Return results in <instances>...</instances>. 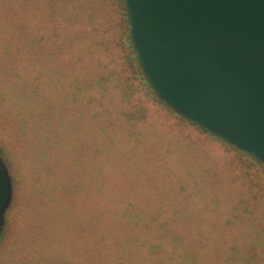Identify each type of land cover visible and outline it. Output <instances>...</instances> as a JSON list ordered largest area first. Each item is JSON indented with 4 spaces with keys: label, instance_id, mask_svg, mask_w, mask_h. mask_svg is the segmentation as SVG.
<instances>
[{
    "label": "rangeland",
    "instance_id": "obj_1",
    "mask_svg": "<svg viewBox=\"0 0 264 264\" xmlns=\"http://www.w3.org/2000/svg\"><path fill=\"white\" fill-rule=\"evenodd\" d=\"M0 20V89L22 93L0 105V264H108L125 219L149 252L121 264H264V166L157 98L123 0H0Z\"/></svg>",
    "mask_w": 264,
    "mask_h": 264
},
{
    "label": "water",
    "instance_id": "obj_2",
    "mask_svg": "<svg viewBox=\"0 0 264 264\" xmlns=\"http://www.w3.org/2000/svg\"><path fill=\"white\" fill-rule=\"evenodd\" d=\"M154 94L264 166V0H123ZM12 184L0 158V231Z\"/></svg>",
    "mask_w": 264,
    "mask_h": 264
},
{
    "label": "trees",
    "instance_id": "obj_3",
    "mask_svg": "<svg viewBox=\"0 0 264 264\" xmlns=\"http://www.w3.org/2000/svg\"><path fill=\"white\" fill-rule=\"evenodd\" d=\"M0 22H2V21L0 20ZM3 32H4V30L1 29V25H0V35ZM4 43H5L4 39H1V37H0V62H1V64H2V61L4 58V53H5ZM11 89L12 88L0 89V105L2 104V101H6L8 103V106H9V107H7L6 112H8V109L11 108V106L16 102V100H18V98L22 94L20 91H18L19 90L18 88H15L13 90H11ZM29 94L32 97L33 103L31 101H26L27 103H25V106L32 107V108H37V107L41 106L43 109H46L48 107L47 105L43 104V103H45V100L41 103L40 100H38V98H36V95H32V93H30V92H29ZM3 117L4 116H2L0 118L2 119ZM203 131H206V130H203ZM230 147L237 152H240L242 154H246V153L234 148L233 146H230ZM59 188L62 191L66 190V187L63 184H60ZM73 192L75 193V190H73ZM113 213L116 215V217H118L115 212H113ZM126 216L128 218H130L131 213L127 212ZM85 219H86L85 221L90 220V218H87V217ZM125 221L127 224H131V225H125V227L121 230L120 234H118L117 230L113 229V228H104L102 230L101 238H103V242L105 243L107 240L110 241L109 243H106L104 246V254L107 253L108 255H112V258L110 259V262H108V264H113L114 262L116 264H121L120 260L124 261V263H127V260L130 257V251L126 248V246L127 245L134 246L136 242L139 244H146V251L145 252L146 253L149 252V250L147 249V241H148V238H146L147 234L146 235L143 234V233H146L144 227H143V229L141 228L142 233L137 232L135 230L136 229L135 226H132V225H136L138 223L133 222L130 219H125ZM131 222H133V223H131ZM133 230H134V233H133ZM115 237L118 241V244L111 245L110 243H111L112 239ZM116 246H117V248H116ZM115 248H116V250L114 251ZM156 248L158 250H155L153 252L151 251L149 254L152 255V254L158 252L159 246H157Z\"/></svg>",
    "mask_w": 264,
    "mask_h": 264
}]
</instances>
